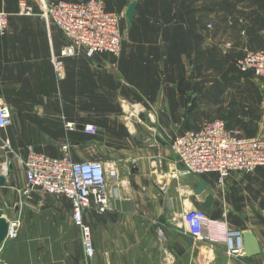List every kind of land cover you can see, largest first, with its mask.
<instances>
[{"label":"crops","instance_id":"obj_1","mask_svg":"<svg viewBox=\"0 0 264 264\" xmlns=\"http://www.w3.org/2000/svg\"><path fill=\"white\" fill-rule=\"evenodd\" d=\"M240 2L250 7L212 13L213 25L191 29L183 48L179 28L131 29L118 56L67 58L65 78L58 81L51 56L64 44L61 30L39 15L17 14L18 0H0V10L10 13L9 28L0 35V99L12 116L0 136L9 140L21 164L10 162L4 174L0 208L8 220L19 216L22 221L18 237L3 243L0 263L264 264V167L231 172L220 186L215 173L182 174L169 149L172 138L198 129L208 118L264 138L263 80L249 83L231 76L245 49H264V0ZM163 16L169 21L172 15ZM184 51L188 57L180 55ZM192 60L230 70L229 78L221 80L224 87H210L212 82L200 87L194 81L182 92L179 63L186 67ZM205 102L216 107L204 109ZM67 122L76 128L69 130ZM85 124H95L98 131L85 133ZM29 146L52 156L69 151L76 161L104 162L112 210L99 213L93 207L84 215L93 230V258L85 254L67 198L40 190L29 198L22 195ZM3 149L0 145V175ZM201 181L206 188L198 193ZM209 194L212 205L204 208ZM194 206L224 220L231 230L251 233L259 252L233 256L224 240L195 242L183 221L184 212Z\"/></svg>","mask_w":264,"mask_h":264},{"label":"built area","instance_id":"obj_2","mask_svg":"<svg viewBox=\"0 0 264 264\" xmlns=\"http://www.w3.org/2000/svg\"><path fill=\"white\" fill-rule=\"evenodd\" d=\"M17 14L39 15L47 24L58 27L64 44L51 56L55 76L58 81L65 78V60L85 54L108 53L118 56L122 50L123 34L119 14L107 7L105 0H18ZM10 13L0 10V35L9 28ZM236 67L242 73H252L264 81V49H245L236 60ZM12 120L8 104L0 99V128H6ZM73 131L76 124L67 122ZM87 134H95V124L82 125ZM3 148L10 147L8 139L0 136ZM172 156L182 168V174L201 176L215 173L220 186L224 185L231 172H252L264 167V138L245 136L232 129L221 118H210L198 129L187 130L176 135L169 143ZM26 184L21 193L25 198L40 190L56 197L67 198L72 205L73 223L81 230L82 243L87 257L93 258L96 249L92 227L85 222L84 215L95 207L99 213L112 210L109 195V181L105 164L101 160L76 161L67 151L60 156H52L29 146L23 159ZM10 162L2 163L3 175L8 174ZM186 233L195 242L211 245L224 240L227 254L237 256L243 253V234L228 228L224 220L212 219L200 207H191L184 212ZM21 218L9 220L7 239L17 238ZM158 233L163 236L162 227Z\"/></svg>","mask_w":264,"mask_h":264},{"label":"rangeland","instance_id":"obj_3","mask_svg":"<svg viewBox=\"0 0 264 264\" xmlns=\"http://www.w3.org/2000/svg\"><path fill=\"white\" fill-rule=\"evenodd\" d=\"M105 1L109 9L114 10L119 14L121 32L123 34V37L125 36L124 38H126L129 30L131 29L176 27L179 28V44L182 48L184 45H186V35H190L191 29H194V31H203L213 25V20L210 18V15L212 13H239L241 8L244 10L245 8L250 7V3L243 2L246 5H241L242 3L240 2V0H137L139 4L135 12L134 20L130 23L126 16V12L130 3L134 0ZM165 14L172 15L170 16L169 21L161 20V18H163V15ZM159 18L160 20H158ZM180 55H185L186 57H188V54L185 51ZM231 71V76L245 77L249 80V83H252L254 79H258L254 74H244L240 72L237 67H235L234 70ZM227 72H230V70L220 68L212 69L203 61H189L186 67L184 66V64L179 63V81H183V83L179 85V88L182 92H187L188 89L192 88V84H195L194 81L198 82L200 84V87L202 83L205 85L204 87H207V84L212 82L210 87L214 86L223 88L224 84L221 80H223L224 78H229V76H226ZM262 83L264 84L263 81ZM262 93L264 95V90ZM249 99L254 98L250 97ZM209 104L210 103L205 102L203 107L202 104L200 107L204 109L216 107ZM219 107L220 106L217 105V108ZM208 119H206L205 121H207ZM205 121H203L202 123H204ZM0 145L1 147H3L2 142H0ZM3 150L6 152L3 162L7 161L12 163L13 161L16 167L21 165L19 163L20 157H17L15 155V150L12 148L11 144L10 147L4 148ZM73 150H77V148H74ZM53 197L57 198L56 196ZM20 228L21 226L19 227V230Z\"/></svg>","mask_w":264,"mask_h":264},{"label":"water","instance_id":"obj_4","mask_svg":"<svg viewBox=\"0 0 264 264\" xmlns=\"http://www.w3.org/2000/svg\"><path fill=\"white\" fill-rule=\"evenodd\" d=\"M138 6V1L134 0L130 3L126 16L129 20V22H133L135 17V12ZM6 182V177L4 175H0V185H4ZM206 184L204 181L199 182V184L196 186V191L198 193L203 192L205 190ZM213 202V195L209 194L205 202L203 203L204 208H209L212 205ZM9 231V221L5 215V210L3 208H0V250L2 248L3 243L7 240ZM243 250L245 252L246 256H252L259 252L258 244L255 239V237L251 233L243 234ZM3 264V263H0Z\"/></svg>","mask_w":264,"mask_h":264},{"label":"trees","instance_id":"obj_5","mask_svg":"<svg viewBox=\"0 0 264 264\" xmlns=\"http://www.w3.org/2000/svg\"><path fill=\"white\" fill-rule=\"evenodd\" d=\"M244 74H249V73H244Z\"/></svg>","mask_w":264,"mask_h":264},{"label":"bare ground","instance_id":"obj_6","mask_svg":"<svg viewBox=\"0 0 264 264\" xmlns=\"http://www.w3.org/2000/svg\"><path fill=\"white\" fill-rule=\"evenodd\" d=\"M9 221V220H8Z\"/></svg>","mask_w":264,"mask_h":264}]
</instances>
